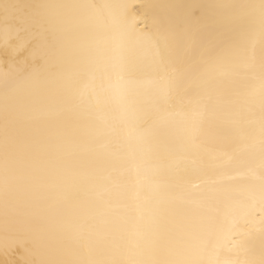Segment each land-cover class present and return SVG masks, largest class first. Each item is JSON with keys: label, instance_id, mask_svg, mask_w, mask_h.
Returning a JSON list of instances; mask_svg holds the SVG:
<instances>
[{"label": "snow or ice", "instance_id": "snow-or-ice-1", "mask_svg": "<svg viewBox=\"0 0 264 264\" xmlns=\"http://www.w3.org/2000/svg\"><path fill=\"white\" fill-rule=\"evenodd\" d=\"M0 264H264V0H0Z\"/></svg>", "mask_w": 264, "mask_h": 264}, {"label": "bare ground", "instance_id": "bare-ground-1", "mask_svg": "<svg viewBox=\"0 0 264 264\" xmlns=\"http://www.w3.org/2000/svg\"><path fill=\"white\" fill-rule=\"evenodd\" d=\"M188 2L202 3V2H206V0H188ZM201 142L202 144L206 145L209 148H211L214 145V143H216L215 139L211 135L203 137ZM191 182L198 183V181L196 180H192Z\"/></svg>", "mask_w": 264, "mask_h": 264}]
</instances>
